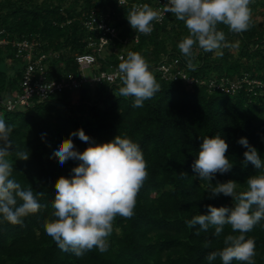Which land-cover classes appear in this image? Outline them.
Listing matches in <instances>:
<instances>
[{"label":"trees","instance_id":"trees-1","mask_svg":"<svg viewBox=\"0 0 264 264\" xmlns=\"http://www.w3.org/2000/svg\"><path fill=\"white\" fill-rule=\"evenodd\" d=\"M144 3L151 6V0ZM107 6L116 14L114 26L120 29L121 36L134 35L136 31L126 18L132 7L117 8L113 2L104 1L98 4L100 11H106ZM95 7L90 0H0V31L10 40L31 36L43 50L62 51L64 68L56 70L54 61L51 66L52 76L59 77L76 71V54L89 52L88 34L80 19ZM249 8L246 31L236 33L223 23L217 24L225 35L219 49L206 52L193 45L192 55L185 56L178 43L189 34L188 29L170 12L149 35L140 34L138 43L128 52H139L152 71L165 57L179 58L189 76L206 83L209 79L244 77L264 82V0H250ZM258 14L262 16L260 22ZM233 42L238 47L231 53ZM0 50L5 51L0 57L1 100L19 91L21 64L11 47L0 46ZM6 60L16 63L12 71ZM106 62L114 67L120 63L114 56H106ZM153 75L159 90L143 102V107H133L134 97L120 95L122 83L99 86L92 95L82 88L77 99L64 93L34 100L28 107L13 111L0 105V119L14 126L9 157L13 176L22 184L30 183L34 190L39 188L41 201L19 222L0 219V264H209L206 257L224 247V237L239 234L233 233L231 225H225L219 237L212 226L197 235L199 225L186 224L194 215L205 213L208 204L230 207L235 203L223 194L209 199V182L196 177L191 165L201 137L219 133L229 145L225 155L233 166L228 172L216 173L211 183L234 180L238 192L246 190L247 178L258 169L251 162L243 165L246 149L237 140L246 137L264 160V90L250 91L243 84L235 93L225 94L209 90L207 84L188 86L180 81H164L155 72ZM79 128L95 143L107 142L117 135L131 138L143 151L148 173L137 193L134 214L114 218L107 237L108 250L101 252L93 247L82 256L61 250L42 224L53 211L54 183L80 163L72 159L60 163L50 149L59 138H68ZM72 139L79 151L88 146L89 142ZM27 150L29 158L19 159L17 153ZM248 237L255 240V264H264V220L246 233ZM211 264L222 261L217 256ZM232 264L241 262L233 260Z\"/></svg>","mask_w":264,"mask_h":264},{"label":"clouds","instance_id":"clouds-1","mask_svg":"<svg viewBox=\"0 0 264 264\" xmlns=\"http://www.w3.org/2000/svg\"><path fill=\"white\" fill-rule=\"evenodd\" d=\"M250 0H166L164 11L171 12L183 21L189 34L178 43L185 56H191L193 45L208 52L219 49L225 40L223 31L217 29L223 23L233 32L246 31L249 26ZM159 13L148 3L134 5L127 14L130 26L136 31L150 34L153 21ZM189 67L192 66L189 60ZM118 71L122 74L121 96L134 97L133 107H143V102L152 98L159 85L145 58L136 51L121 57ZM13 125L0 119V219L16 223L30 210L36 209L41 201L30 183L22 184L13 176V161L9 158L13 147L10 139ZM43 134V133H41ZM72 137L89 142L79 151ZM202 143L191 165L199 179L209 182V199L223 194L230 196L232 206L206 205L207 211L186 220L189 227L199 225L196 234L214 227L219 237L225 225H231L233 233L224 237V247L211 252L206 259L211 264L220 257L222 264H255V240L248 237L255 225L264 220V160L246 137L237 143L243 146L244 161L251 162L258 172L246 180V190L237 191L234 180L211 183L216 173L231 170L233 164L225 153L229 145L221 134L201 137ZM60 163L69 159L78 160V166L68 176H60L54 183L55 197L51 201V216L42 220L44 229L63 251L82 256L93 247L108 250L107 237L112 232V222L117 215L131 217L134 214L136 196L146 179L147 162L139 144L131 138L117 135L113 139L95 143L82 128L69 133L68 138H59L52 149ZM19 159L27 160L30 152L17 153ZM187 175V173H182Z\"/></svg>","mask_w":264,"mask_h":264},{"label":"built area","instance_id":"built-area-1","mask_svg":"<svg viewBox=\"0 0 264 264\" xmlns=\"http://www.w3.org/2000/svg\"><path fill=\"white\" fill-rule=\"evenodd\" d=\"M96 7L89 9L81 17V25L86 31L88 53L76 54L74 64L76 71L62 73L59 77H53L51 66L57 62L56 70L64 68L62 62V51L51 49L43 50L40 44L31 36L19 40H10L6 34L0 31V46L11 47L14 57L21 64V80L19 91L0 100V105L7 111L17 108L28 107L34 100H43L48 97L64 93H78L82 88H95L112 84L122 83V74L118 67L105 65L106 56H114L118 62L125 57L129 48L139 41L136 32L132 36H121L120 29L114 26L113 17L116 15L107 6L106 11H100L98 4L101 1L113 2L118 7H133L144 3V0H90ZM166 0H151V7L159 13L158 19L153 25H161L170 12L164 11ZM119 14V13H118ZM154 29V27H153ZM153 31V30H152ZM149 35V34H144ZM51 65V66H50ZM103 65L106 67L103 68ZM89 69L91 76H86L85 71ZM152 74L157 73L164 81H180L185 85L196 83L207 84L211 91H220L225 94L235 93L243 87V84L252 91L256 88L264 90V82L260 80H229L227 78L209 79L198 81L189 76L180 66L179 58L165 57V59L154 65Z\"/></svg>","mask_w":264,"mask_h":264},{"label":"rangeland","instance_id":"rangeland-1","mask_svg":"<svg viewBox=\"0 0 264 264\" xmlns=\"http://www.w3.org/2000/svg\"><path fill=\"white\" fill-rule=\"evenodd\" d=\"M261 19H262V16H261L260 14H258V19H257V21L260 22ZM237 47H238V43H237V42H233L232 47L229 48V49H230V52H231V53L235 52L236 49H237ZM4 52H5L4 50H3V51L0 50V57H1L2 55H4ZM6 65H7L8 70H9V71H12V69H13L14 65H16V63H15L14 61L6 60ZM50 66H51V65H50ZM85 74H86V76H91V75H92V73H91V71H90L89 69H87V70L85 71ZM96 88H97V87H95V88H93V89L86 88V89H87L86 91H88V94H89V95H92V94H93L92 92H94ZM71 97H72V99H77V98H78V93H76V92L73 93V94L71 95Z\"/></svg>","mask_w":264,"mask_h":264}]
</instances>
